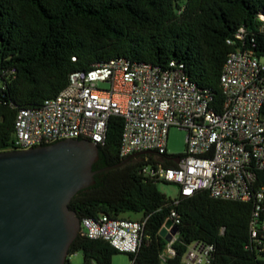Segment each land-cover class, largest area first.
<instances>
[{
	"label": "trees",
	"instance_id": "trees-1",
	"mask_svg": "<svg viewBox=\"0 0 264 264\" xmlns=\"http://www.w3.org/2000/svg\"><path fill=\"white\" fill-rule=\"evenodd\" d=\"M264 0H0V151L9 150L18 109L40 105L67 83L75 70L111 58L144 62L161 69L173 60L221 110L219 75L228 53L248 49L264 57ZM242 29V38L235 37ZM122 119L110 116L92 169L118 163ZM141 155L94 175L68 207L79 217H123L144 221L132 264H181L187 246L211 244L207 264H264V208L250 235L253 203L215 198L206 190L166 197L141 174ZM164 155L165 165H172ZM264 187V172L255 171ZM174 212V255L160 259L167 241L159 234ZM81 251V264H111L119 253L106 240L79 233L67 255ZM64 264H70L65 259Z\"/></svg>",
	"mask_w": 264,
	"mask_h": 264
},
{
	"label": "built area",
	"instance_id": "built-area-1",
	"mask_svg": "<svg viewBox=\"0 0 264 264\" xmlns=\"http://www.w3.org/2000/svg\"><path fill=\"white\" fill-rule=\"evenodd\" d=\"M235 37L242 38L241 28ZM182 69L173 60L161 69L111 58L87 70L72 71L55 95L16 111L8 149L23 150L61 139L102 144L108 118L119 116L120 158L152 150L140 158L145 162L143 176L173 183L181 195L206 190L215 198L251 201L249 231L255 237L256 219L264 208V187L255 186V171L264 172V57L248 49L228 53L219 75L220 111L210 106L211 96ZM172 126L186 132L185 149L177 155L166 151ZM164 155L172 165L164 164ZM168 219L171 226L177 223L173 211ZM79 221L80 235L106 240L122 253L137 252L143 220L99 214ZM260 227L264 230V222ZM175 235L160 254L162 261L174 255ZM212 252L211 244L195 241L187 246L181 264H207Z\"/></svg>",
	"mask_w": 264,
	"mask_h": 264
},
{
	"label": "water",
	"instance_id": "water-1",
	"mask_svg": "<svg viewBox=\"0 0 264 264\" xmlns=\"http://www.w3.org/2000/svg\"><path fill=\"white\" fill-rule=\"evenodd\" d=\"M152 152L137 151L92 169L98 145L88 139L0 151V264H64L80 224L68 207L72 196L92 185L96 173ZM170 226L167 219L159 229L166 241L176 234V226Z\"/></svg>",
	"mask_w": 264,
	"mask_h": 264
},
{
	"label": "rangeland",
	"instance_id": "rangeland-1",
	"mask_svg": "<svg viewBox=\"0 0 264 264\" xmlns=\"http://www.w3.org/2000/svg\"><path fill=\"white\" fill-rule=\"evenodd\" d=\"M99 87H106V84H99ZM185 135L186 132L183 129L177 127H170L166 137V151L169 154H181L185 149ZM157 189L163 193L166 197L175 198L179 194L178 187L173 183H157ZM132 219H140L141 215L137 213L127 212L122 215ZM169 232V229H166ZM66 259L70 264H81L82 254L81 251H75L72 254L66 256ZM111 264H131L129 255L127 253L119 252L112 256Z\"/></svg>",
	"mask_w": 264,
	"mask_h": 264
}]
</instances>
